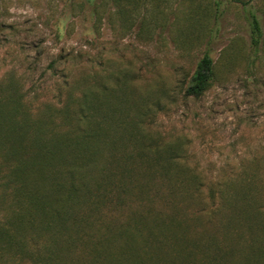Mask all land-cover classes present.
<instances>
[{
    "label": "trees",
    "instance_id": "trees-1",
    "mask_svg": "<svg viewBox=\"0 0 264 264\" xmlns=\"http://www.w3.org/2000/svg\"><path fill=\"white\" fill-rule=\"evenodd\" d=\"M250 28L258 52L252 12ZM214 75L206 53L184 95L202 97ZM66 86L48 116L1 110L0 264H264L263 180L226 175L205 195L201 175L151 144L140 108Z\"/></svg>",
    "mask_w": 264,
    "mask_h": 264
},
{
    "label": "rangeland",
    "instance_id": "rangeland-1",
    "mask_svg": "<svg viewBox=\"0 0 264 264\" xmlns=\"http://www.w3.org/2000/svg\"><path fill=\"white\" fill-rule=\"evenodd\" d=\"M206 53L214 79L186 97ZM74 81L128 115L140 108L151 144L201 175L205 195L226 175L264 182V0H0V115L48 116Z\"/></svg>",
    "mask_w": 264,
    "mask_h": 264
}]
</instances>
